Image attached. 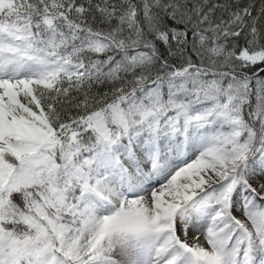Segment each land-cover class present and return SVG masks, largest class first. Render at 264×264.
I'll return each mask as SVG.
<instances>
[{"label":"snow or ice","instance_id":"snow-or-ice-1","mask_svg":"<svg viewBox=\"0 0 264 264\" xmlns=\"http://www.w3.org/2000/svg\"><path fill=\"white\" fill-rule=\"evenodd\" d=\"M0 264H264V0H0Z\"/></svg>","mask_w":264,"mask_h":264}]
</instances>
